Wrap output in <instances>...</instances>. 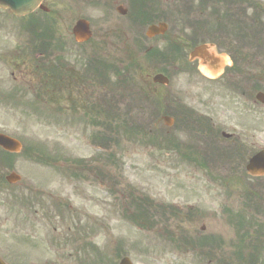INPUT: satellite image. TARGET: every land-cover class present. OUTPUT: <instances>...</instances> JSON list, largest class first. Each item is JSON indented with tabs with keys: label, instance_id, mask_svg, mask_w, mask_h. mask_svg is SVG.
<instances>
[{
	"label": "rangeland",
	"instance_id": "rangeland-1",
	"mask_svg": "<svg viewBox=\"0 0 264 264\" xmlns=\"http://www.w3.org/2000/svg\"><path fill=\"white\" fill-rule=\"evenodd\" d=\"M192 1L198 7L200 0ZM216 1L212 0L201 14L196 7L190 17H212L210 21L214 22L217 15L211 12L216 7L224 11L225 5L223 0ZM247 1L251 5H244L248 10L243 18L248 20L252 16L255 11L252 3L255 2L263 10L260 17L264 20V0ZM106 2L44 0L54 18L55 35H63V39L72 41V25L77 18H85L93 29L91 41L100 40L101 57L126 61V55L117 52L112 45L114 40L107 32L108 24L100 20L108 13ZM179 4L181 6L177 7ZM176 9L178 16H182V0L177 3ZM1 11L0 132L19 139L23 151L12 157L10 166H0L2 179L12 170L21 176V181L14 185L0 179V258L7 264H116V253H119L138 264H223L219 262L221 257L230 264H237L232 255L239 243L240 232L230 215L223 211L226 205L232 213L242 211L246 220L252 222V226L247 227L244 253L249 252L247 244L259 238L263 245L260 247H264V232L256 236L258 225H264V201L261 199L264 198L263 177L245 175L244 169L211 166L204 170L194 162L181 159L176 144L198 143L207 147V143L204 137L201 140L200 136L195 137L199 133L195 134L178 124L176 116L171 114H167L173 118L170 127L164 125L160 115L150 118L147 109L140 112L133 107L126 118L128 125L131 122H134L133 125L148 123L152 135L155 131L159 137L165 133L171 136L176 144L167 149L157 148L153 141H148L149 136H133L132 131L119 130L115 133L97 124L84 127L81 120H87V117L81 119L82 112L79 111L73 116L65 113L66 103L63 100L58 103L61 114L54 111L43 97H37L39 89L31 76L30 66L34 64L33 53L24 55L34 44L29 30L21 26L26 19L15 18L7 10ZM31 17L33 20L49 18L42 12H35ZM100 24L106 26L99 27ZM103 29H107L106 32ZM242 31L247 34L245 41L234 39L233 44H239L250 60L235 79L239 87L232 88L227 83L214 86L217 91L212 89V103H207L208 106L202 107V110L212 113L213 122L220 130L239 135L248 143L247 146L255 142L253 150L256 151L264 148V103L255 100L258 91L264 93V30L251 26L243 27ZM222 34H225L222 37L232 35ZM205 37L213 36L207 34ZM257 39L261 40L262 47L254 59L253 41ZM72 48L73 51L69 50L64 55L68 61L77 66V60L85 63L88 56L80 47ZM144 76L136 74L135 79L142 82ZM166 76L169 85L160 88L167 97L164 101L166 106L176 104L178 84L182 89H193L194 79L201 81L193 75L191 79L187 73ZM254 84L257 86L254 87ZM16 86L21 88L15 92L17 102H12L8 96ZM196 86L197 91L199 85ZM241 90L245 91L243 97H239ZM83 91L90 97L87 103L94 98L97 101L102 95H110L109 90L102 87H89ZM207 98L204 96V99ZM125 103V100L119 103L121 112H125ZM34 104L36 106L32 107ZM215 104H222L223 107H216ZM248 114L258 115V118ZM95 131L108 138L105 146L91 142L90 135ZM77 160L83 162L77 163ZM219 178L230 179V184L235 182L233 178H251L255 179L252 181L255 185L251 186L249 183L252 182L248 179L242 181L243 186L232 185L226 191ZM247 186L255 189L259 198H246L244 192ZM133 197L150 199L149 209L155 220L151 229L140 228L127 219L126 216L135 211L130 202ZM248 199H253V202L248 203ZM256 204L261 207L262 213L255 212L252 205ZM163 207L177 209L179 216L173 218L171 213H161ZM202 225L205 227L203 231ZM181 234L190 238L213 235L221 239L222 244L207 257L202 254L203 248L196 250L179 245ZM84 243H92L95 249L84 247ZM254 263L264 264V248H260Z\"/></svg>",
	"mask_w": 264,
	"mask_h": 264
},
{
	"label": "flooded vegetation",
	"instance_id": "flooded-vegetation-1",
	"mask_svg": "<svg viewBox=\"0 0 264 264\" xmlns=\"http://www.w3.org/2000/svg\"><path fill=\"white\" fill-rule=\"evenodd\" d=\"M179 1L107 0L105 9L106 13H108L106 16L101 17L100 20L108 24L107 32L114 40L112 45L115 46L117 52H120V54L124 53L129 58L127 61L129 68L135 70V73L145 75V79L142 80L143 87H141V90L145 98L151 100V103L159 104L161 100L164 103L166 96L162 95L160 88L167 87L169 84V78L166 85L154 82L152 77L155 74L187 73L191 76V79L192 75L195 78H200L201 81L194 79L193 84L195 87L193 89L191 87L182 89L179 84L176 87V121L178 124L182 120L190 121L200 130H205L204 133L207 135L205 136L207 147L194 143L193 149L190 151L192 162L204 170L211 166L230 170L245 169L249 158L256 152L253 150L255 142H249L251 145L247 146L246 144L248 143H245L239 135L220 130L213 122L212 113L204 112L202 107H207V103H212L210 94L217 91L216 88H213L214 86L220 83H227L232 88L239 87L235 79L238 73L243 72L245 63L250 59L246 58L239 44H233V39L226 37L221 41L218 38L205 37L207 36L205 20L190 17V13H193L197 7L192 0H182L185 13L184 16H178L176 14V10H178L176 5ZM229 5L226 4V8L243 9L239 5L238 8L228 7ZM180 6L181 4L177 7ZM240 20L242 19H231L234 22L233 24H239ZM103 26L106 25H99V27ZM197 26L200 28H197ZM91 30L93 36V29L91 28ZM106 30L103 29V32H106ZM57 37L61 38L64 43L61 51L49 54L45 59L46 67L49 70V84L63 90L61 100L66 103L65 108L67 111L72 113L79 111L82 112V116H99L100 113L98 111L90 108L99 99L96 101V98H94L92 99L94 101L87 103L90 101V97L83 89L100 87L101 85L100 40L92 42L90 38L86 42L76 43L74 40L63 39V35H57ZM202 44H208L206 51L194 54L195 57L191 56L193 49ZM72 45L80 47L81 51L88 56L85 63L81 64L77 60L76 62L79 64L77 66L75 63L71 64L67 56H64L67 51L74 50ZM58 54H60L59 58H57ZM54 58L57 59L55 60ZM256 58L257 55L254 54V59ZM109 61L113 62V60ZM108 78L110 80L109 74ZM149 78L150 81L148 82L147 79ZM108 85H110V82H108ZM196 85H199V90L197 89V91ZM110 86L112 87V85ZM241 91L239 97L245 95V91ZM204 96H208V98L204 99ZM215 105L216 107H223L222 104ZM150 115L155 116L152 113ZM248 115L258 118V115L255 114ZM193 131L198 132L199 130L194 129ZM216 141L218 144H216ZM241 179L233 178L235 181L233 183L236 184H230V179L219 178L226 191L232 185L243 186L242 181L245 182L248 179L249 182L255 181V179L251 178ZM253 182L249 184L254 186ZM252 190L255 189L248 188L246 191ZM252 202L253 199L248 200V203ZM259 203L262 207V202L260 201ZM252 206L255 209L261 208L258 204ZM246 207L248 206L246 205ZM230 210L229 206L226 205L223 211L227 214ZM255 212L262 213L263 211L256 210ZM239 213L243 214L242 211H239ZM258 226L264 229V225ZM204 229L205 227L202 225L201 230L203 231ZM207 236L211 238L213 235ZM185 237L181 234L178 241H184ZM190 239L193 240V238ZM215 248L214 246L211 251L213 252ZM221 259L224 258L222 257Z\"/></svg>",
	"mask_w": 264,
	"mask_h": 264
},
{
	"label": "water",
	"instance_id": "water-1",
	"mask_svg": "<svg viewBox=\"0 0 264 264\" xmlns=\"http://www.w3.org/2000/svg\"><path fill=\"white\" fill-rule=\"evenodd\" d=\"M41 0H0V7L9 8L15 15L21 16L32 12L36 7L40 6L45 10V8L40 5ZM73 33L77 41L86 40L90 36V31L88 29V22L80 19L76 22ZM154 81L166 82V78L162 75H156ZM262 95H258L261 99ZM167 122L171 120L168 117H164ZM0 147L8 152H19L21 150V143L8 135L0 133ZM247 171L251 174L264 175V150L256 153L249 160L247 165ZM6 180L9 183H15L20 180V176L15 172H11L6 176ZM0 264H6L0 259ZM119 264H132L129 258L124 257L120 260Z\"/></svg>",
	"mask_w": 264,
	"mask_h": 264
},
{
	"label": "trees",
	"instance_id": "trees-1",
	"mask_svg": "<svg viewBox=\"0 0 264 264\" xmlns=\"http://www.w3.org/2000/svg\"><path fill=\"white\" fill-rule=\"evenodd\" d=\"M33 33H34L33 36L37 37V38L46 37L49 33H51V27L47 24V25L42 27V30L40 33L35 31V29L33 30ZM126 69H128V68L126 67ZM117 74H118V76H120L121 75L120 71L117 70ZM42 79L44 82L43 87H44L45 91H48V90L50 91L51 89L47 88V86H46L47 81L45 80L46 79V72L45 71L42 74ZM124 83H125V81L122 82L121 86H124L123 85ZM133 93L137 94V92H133ZM160 109H161V107H159V110ZM108 126H109V124H108ZM139 128L144 129L142 127H139ZM165 140L168 143L171 141L170 138H165ZM10 158H11L10 154L5 153L4 151H2L0 149V166L9 165ZM134 205H135L136 210L131 216H129V220L141 228L149 229V228L153 227L155 220H154V215L150 212V209H149L150 208L149 200L147 198L138 199V201L134 202ZM169 213L173 214V216L175 215L172 208H170Z\"/></svg>",
	"mask_w": 264,
	"mask_h": 264
}]
</instances>
